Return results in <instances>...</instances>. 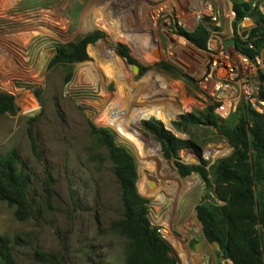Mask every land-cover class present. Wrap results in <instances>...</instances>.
Returning <instances> with one entry per match:
<instances>
[{"label":"rangeland","instance_id":"1","mask_svg":"<svg viewBox=\"0 0 264 264\" xmlns=\"http://www.w3.org/2000/svg\"><path fill=\"white\" fill-rule=\"evenodd\" d=\"M243 1L264 12V0ZM232 2L0 0V92L13 95L18 108L14 115L0 116V156L18 153L33 210L29 219L19 221L15 207L0 201V235L12 240L16 264H125L128 241L111 229L122 218L120 186L95 132L102 129L112 130L116 142L135 156L137 188L149 200V221L152 214L171 223L181 258L197 254L205 264H232L216 244L208 243L196 219L197 207L214 198L209 183L196 173L183 178L176 167V162L212 164L233 153L217 128L184 119L198 118L213 106L201 82L221 54L236 52L233 40L242 36L244 23L236 25ZM201 24L210 33L206 49L188 37ZM97 34L96 42L87 47V61L53 63L62 46ZM107 48L126 62L129 81L120 79L105 55ZM146 83L149 93L159 95V104L181 110L166 124L153 112L134 119L138 131H145L143 122L159 120L175 138L191 144L171 160L163 152L169 172L183 180L178 191L172 190L169 177L146 176L138 140L108 117L129 88L138 92ZM149 93L139 98L137 109L153 104ZM28 103L34 108L28 109ZM188 180L195 186L187 188ZM196 244H201L200 251ZM188 247L191 251L186 252ZM39 253L54 254L57 260L43 262Z\"/></svg>","mask_w":264,"mask_h":264},{"label":"trees","instance_id":"2","mask_svg":"<svg viewBox=\"0 0 264 264\" xmlns=\"http://www.w3.org/2000/svg\"><path fill=\"white\" fill-rule=\"evenodd\" d=\"M235 23L247 18L253 26L245 29L242 39L237 36L233 45L240 53L254 59L264 52V13L251 2L233 0ZM100 34L89 35L81 41L58 49L53 63L75 64L88 60L87 47L96 42ZM209 31L201 24L188 35L200 49H206ZM113 38L117 39L116 36ZM130 60V58H129ZM133 63V60H130ZM260 96L264 99V75H260ZM13 95L0 92V116L17 112ZM148 119V118H143ZM187 124L213 126L233 148L230 156L199 165L176 162L178 173L186 178L194 173L208 182L214 198L204 200L197 207L205 239L216 244L224 260L232 264H264V115L256 113L243 103L228 120L221 121L210 106L197 118L185 116ZM141 120V119H140ZM163 123V122H162ZM161 122H143L146 131L162 145L165 158H178L183 148L191 145L175 138ZM137 125L140 127L139 123ZM182 126V123H174ZM142 127V124H141ZM99 141L108 151L114 174L120 186L122 218L113 222L111 229L128 241L125 264H177L170 245L154 229L148 218L149 200L137 188L138 171L133 153L116 142L112 130H95ZM20 157L13 150L0 156V201L15 207V217L25 221L33 210L29 195V180L19 167ZM43 262L57 260L54 254L39 253ZM0 264H16L13 242L0 235Z\"/></svg>","mask_w":264,"mask_h":264},{"label":"built area","instance_id":"3","mask_svg":"<svg viewBox=\"0 0 264 264\" xmlns=\"http://www.w3.org/2000/svg\"><path fill=\"white\" fill-rule=\"evenodd\" d=\"M245 22L240 36L242 39H245V29L253 26H245ZM235 51V54H221V58L213 62L209 75L201 82L206 97L214 106L215 115L221 121L228 120L243 103L249 105L256 113L264 115V99L260 96V75H264V52L251 59L236 48ZM156 216H150L152 227L176 251L171 238L177 236L170 223ZM187 250L186 248L185 251ZM176 255L180 264H205L197 254L190 255L186 260L182 259L177 251Z\"/></svg>","mask_w":264,"mask_h":264},{"label":"bare ground","instance_id":"4","mask_svg":"<svg viewBox=\"0 0 264 264\" xmlns=\"http://www.w3.org/2000/svg\"><path fill=\"white\" fill-rule=\"evenodd\" d=\"M105 55L108 58H110L112 64L117 67L118 73L120 74V79L129 81L125 74L126 69H127L126 68L127 64L126 62H124L123 64V61H121V59L118 57L117 52L114 49L112 50V49L107 48V50L105 51ZM149 83H146L144 86H141L140 87L141 90H139L138 92L134 90L133 88L132 89L129 88L128 89L129 91H126L127 95L125 96V98L122 100L121 97H119V100L117 101V103L113 105V107L111 108V113L108 115V117L117 123L121 131H124L125 133L132 135L136 140H138V143L141 149L140 163H141L142 168L146 169V176L152 179L153 178L157 179V180L168 179L169 177L170 180H173L171 181L173 185L172 190L178 191L179 185H180V189L184 187L183 180L178 179L177 177H175L169 172L167 163L163 157V150H162L161 145L158 142L154 141L147 132L136 130L135 125H134V119L136 118L137 115H146L150 112H153L156 119H159L163 123L166 124V123H169L173 118L175 119L180 114L179 111L181 110L179 111L176 110L178 112H175L171 108H167L159 104L157 102L159 101L158 100L159 95H154L153 92L149 93V90H150L148 87ZM148 93L150 94V96H148L147 99L152 100L153 104L148 107H143L144 109L143 108L137 109V102L140 99H143L141 97H144ZM28 106H29L28 109L34 108L33 104L29 105L28 103ZM121 107L122 109H120ZM131 132H137V134L134 135ZM195 184H196L195 181L188 180L186 187L192 188L193 186H195ZM157 189L155 188L156 191ZM156 217H159V216L157 215ZM171 241L175 245L178 244V240H175L174 238H171Z\"/></svg>","mask_w":264,"mask_h":264},{"label":"water","instance_id":"5","mask_svg":"<svg viewBox=\"0 0 264 264\" xmlns=\"http://www.w3.org/2000/svg\"><path fill=\"white\" fill-rule=\"evenodd\" d=\"M252 24H253L252 20H248V21L245 22V26H250ZM142 128H143V123H142ZM145 132H147V131L145 130ZM131 133H133L134 135L137 134V132H131ZM196 219L199 221L198 217H196ZM195 250L196 251H200L201 250V244H197L196 247H195Z\"/></svg>","mask_w":264,"mask_h":264},{"label":"flooded vegetation","instance_id":"6","mask_svg":"<svg viewBox=\"0 0 264 264\" xmlns=\"http://www.w3.org/2000/svg\"><path fill=\"white\" fill-rule=\"evenodd\" d=\"M188 245H189V247H191V246H190V243H189ZM196 245H197V244H196ZM196 245H194V248L196 247ZM189 247L187 248L188 250H190Z\"/></svg>","mask_w":264,"mask_h":264}]
</instances>
